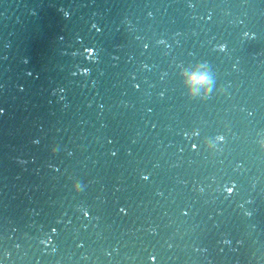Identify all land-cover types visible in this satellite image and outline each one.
<instances>
[{
	"label": "water",
	"instance_id": "95a60500",
	"mask_svg": "<svg viewBox=\"0 0 264 264\" xmlns=\"http://www.w3.org/2000/svg\"><path fill=\"white\" fill-rule=\"evenodd\" d=\"M262 144L264 0H0V264H264Z\"/></svg>",
	"mask_w": 264,
	"mask_h": 264
},
{
	"label": "clouds",
	"instance_id": "9594fccd",
	"mask_svg": "<svg viewBox=\"0 0 264 264\" xmlns=\"http://www.w3.org/2000/svg\"><path fill=\"white\" fill-rule=\"evenodd\" d=\"M190 7H194V5H190ZM151 15V14H150ZM95 27V25H94ZM248 33H245V36H247ZM252 39H255V36L252 35ZM159 43L163 44L165 43L164 40L159 41ZM145 49L148 48V45H144ZM218 51L220 52H226L227 51V45L226 44H220L218 46ZM86 54L89 60H94L96 57V53L92 49L86 50ZM85 75H87V70H85ZM182 78L184 81V86L187 89V95L188 99L190 101H200L204 102L207 101L213 94V88H214V81L212 77L209 75L208 72L203 71L201 66H197V68L192 71L191 73H182ZM137 87H139L137 85ZM220 95H224L223 92H220ZM201 136V132L198 129H194L191 132L185 133V138L192 140V139H199ZM227 143V137L223 134H219L215 137V140H211L210 138H205L201 141V144L206 152L209 153H219L222 154L223 152V145ZM193 151H199V145L192 144ZM261 149L264 150V144L261 145ZM58 149L55 147L52 149V154L54 155ZM144 180L148 179V176L143 177ZM85 185L82 184L81 181L76 180L71 185V190L74 194L79 195L85 190ZM236 184L231 183L225 184L223 186V193H226L227 197H232L236 195ZM219 190V189H218ZM201 192H203V188L200 189ZM83 215L85 218H90V213L87 210H83ZM123 211V209L121 210ZM248 215H251V213H248ZM52 233L56 234V229H52ZM41 243L45 244V246H51L53 241L51 238H48L46 240H42ZM82 246V245H81ZM19 247V246H17ZM53 251H55V248H53ZM10 253H6V256L10 257ZM153 264H155V258L153 257Z\"/></svg>",
	"mask_w": 264,
	"mask_h": 264
}]
</instances>
